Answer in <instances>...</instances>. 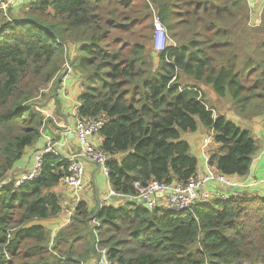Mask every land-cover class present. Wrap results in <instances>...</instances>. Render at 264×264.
I'll list each match as a JSON object with an SVG mask.
<instances>
[{
    "label": "trees",
    "instance_id": "obj_1",
    "mask_svg": "<svg viewBox=\"0 0 264 264\" xmlns=\"http://www.w3.org/2000/svg\"><path fill=\"white\" fill-rule=\"evenodd\" d=\"M250 8L249 0H33L18 13L12 4L0 10V264H85L97 255V239L121 264H264L260 194L213 197L186 210L125 200L91 212L80 202L53 237L32 223L61 213L51 189L67 173L65 158L45 155L40 176L21 185L6 178L50 122L43 106L59 103L68 60L83 80L78 117L106 119L101 149L117 194L187 182L198 159L183 136L199 124L220 145L211 166L247 175L259 148L252 129L214 118L199 84L239 116H264V36L257 37L264 13L256 27ZM151 9L176 44L153 56L140 32L152 28ZM181 74L192 82L183 84Z\"/></svg>",
    "mask_w": 264,
    "mask_h": 264
},
{
    "label": "crops",
    "instance_id": "obj_2",
    "mask_svg": "<svg viewBox=\"0 0 264 264\" xmlns=\"http://www.w3.org/2000/svg\"><path fill=\"white\" fill-rule=\"evenodd\" d=\"M11 1L10 4L14 6V12L18 13L22 4H27L33 0H0V3ZM250 3V19H255L253 22H257L256 19L264 5V0H249ZM260 17V15H259ZM261 21V20H260ZM73 55V54H72ZM208 85H203L205 88ZM83 84L80 77V73L70 72L68 73L61 82V88L57 92V99L59 103L50 99L46 105V108L43 110L49 118V123H47L45 129L42 132L39 140L29 146L24 156L19 160V162L13 167L10 171V177L14 179L20 178L22 175L30 172L36 162V156L43 150L45 144L48 142V139L51 138L52 142L57 150H59L62 157H70L74 153H77L79 148V142L74 132L68 130H74L76 121L78 118V109L81 107L82 103L80 102V96L83 93ZM212 93V100L207 103L210 107H213V116L216 109L218 110L219 116L230 117L234 110V104L231 101H227L225 98L219 96L217 93ZM228 102L231 105L227 106L226 109L224 103ZM216 107V109L214 108ZM242 117V116H241ZM214 118H216L214 116ZM259 117H256L258 119ZM243 124L247 128H251L253 135L257 137L258 146H260L256 152L257 158H253V165L251 168V174L246 177L242 176H231V180L237 184V189L245 190L249 192L255 191L256 187H252L251 180L256 177L257 179H264V122L262 126L260 121L256 120L253 123H250L249 118L242 117ZM213 134V139L215 133L213 129H208L204 125L199 124L198 128L194 132L187 133L183 138L187 141L190 146L191 153L198 159V168L197 172H204L207 160L211 153L218 147L215 141L212 142L209 146L205 147V138ZM262 139V140H261ZM102 136L100 130L92 138L93 143L102 146ZM259 143L261 145H259ZM119 158L122 157L118 156ZM254 166V168H253ZM109 174H106L105 171L96 164L95 162L87 161L85 163V175L84 182L85 188L79 192L74 193L70 191L62 182L57 184L54 188L51 189V192L59 197L60 205L62 207L61 213L57 216L42 220H37L32 224L43 225L46 229L50 230L51 233L56 236V234L65 226L70 224L73 220V212L77 204L80 202L86 203V206L89 211L96 212L104 205H114L119 206L125 200L121 198V194H111L113 188L111 187V182ZM10 179V178H9ZM173 183H179L174 181ZM233 187L222 184V183H211L208 185L209 189L218 190L224 193H228L230 190H233ZM117 196V197H116ZM166 196L164 193H157L154 197L155 199L163 204L165 202ZM144 203V202H138ZM91 224L94 226L99 225V222L96 218L91 220ZM53 236V237H54ZM85 264H100L97 258V255L91 260L87 261Z\"/></svg>",
    "mask_w": 264,
    "mask_h": 264
},
{
    "label": "built area",
    "instance_id": "obj_3",
    "mask_svg": "<svg viewBox=\"0 0 264 264\" xmlns=\"http://www.w3.org/2000/svg\"><path fill=\"white\" fill-rule=\"evenodd\" d=\"M10 2L11 1L0 3V10L7 12ZM156 17L155 24L156 22L158 23L159 30H157V42H164V38L167 34L166 32H163L164 28L161 19L158 16ZM66 66V71L70 72L72 70L71 67L69 65ZM105 120L106 119L102 116L87 118L78 117L74 130H68L75 133L79 142L80 150L70 157H64L69 165L67 173L62 179V183L74 193L81 192L86 186L84 175L85 163L87 161L95 162L101 166L106 174L110 175V168L108 165L109 155L92 141V138L97 135L105 123ZM212 142L213 134L205 138V147L209 146ZM47 154L61 156L59 150L55 148L51 138L48 139L43 150L36 156V162L33 169L15 180V185H21L25 181H31L38 178L41 174L43 158ZM217 182L228 183L229 180L225 174L215 173L211 166L206 165L204 172H197L185 183L167 184L159 181L150 182L146 188L140 189L138 197L143 196L146 206L149 208L163 205L169 209L186 210L200 201L208 200L213 197L227 199V195L224 192L208 188L209 184ZM157 193H164L167 195L163 204L155 199L154 196ZM111 194L114 195L117 193L113 190ZM96 246L97 258L100 264H121L109 257L108 247H98V239Z\"/></svg>",
    "mask_w": 264,
    "mask_h": 264
},
{
    "label": "rangeland",
    "instance_id": "obj_4",
    "mask_svg": "<svg viewBox=\"0 0 264 264\" xmlns=\"http://www.w3.org/2000/svg\"><path fill=\"white\" fill-rule=\"evenodd\" d=\"M151 10H152V9H151ZM263 13H264V5L262 6V9H261V11H260V13H259L260 17H259V15H258V17L256 18V19H258V21H257L256 23L253 22L255 19L252 18V19H250L249 24L251 23L252 25H254V26H256V27L262 25L261 22H262V18H263V17H262V16H263ZM156 16H158V15L156 14V12H155L154 10H152V16H151V18L149 19V21H150V23H151V25H152V28H151V29L140 28V32H142L143 35L146 37V39H144L143 41H146V42L148 43V45H149V47H148V53H149L151 56H153V54H155V55H159V54H161L162 52H165L164 49L167 48V47H166V45H167V41H168V45L176 46L175 41L172 39V37H171V39L169 38L168 33L171 34V32H170L168 29L165 28L163 22H162V24H163V28H164L163 32H164V33L166 32L167 35H166V37L164 38V42H161V41H158V42H157L158 23L156 22V24H155V20L157 19ZM260 20H261V21H260ZM131 29H132V28H131ZM165 29H166V30H165ZM158 31H159V30H158ZM167 36H168V37H167ZM263 36H264V32H262V33H260V34L257 35V37H258L259 40H261V39L263 40ZM260 38H261V39H260ZM263 44H264V40H263ZM74 54H75V53H74ZM254 54H255V56L257 55V57L259 56V55L257 54V52H255ZM251 61H252V57L246 55V57H245V61H244L245 67H249L250 64H251ZM153 62H154V64H155L154 68H157L158 65H159V59H158L157 56H155V57L153 58ZM66 65H69V66L71 67V69H72L71 72H72V73H73V72H75V73H79L78 71H75V70L73 69L70 60H68V62H67V63L65 64V66H64V70H65V71H66V67H67ZM180 73H182V72H180ZM181 75H182V74H181ZM181 81H182L183 84H187V83H191V82H192V80H191L190 78H188L187 76H185V75H182ZM82 82H83V80H82ZM199 85H200L201 91L205 94L207 100H208V101H211V100H212V93H214V95H216V94H215L216 92H215V90L213 89V87H212L211 85H208V86L205 88V90H204L203 85H206V84L200 83ZM182 86H183V85H182ZM51 95H52V93H49V94H48V96H47L48 100H49L50 98H52ZM47 98H46L44 101H46ZM44 101H43V102H44ZM40 105L43 106L41 103H40ZM224 105H225V107H223V109H226L227 106H229V105L232 106V104H230V103H228V102H225ZM43 107L46 108V104H45V106H43ZM212 108H213V107H212ZM214 108L216 109V107H214ZM217 113H218V110L216 109V113L214 112V116H215L216 118L219 117V115H218ZM225 117H226V116H225ZM227 118H229L230 120L234 121V122H235L236 124H238L239 126H241V127H243V128H247L246 126H244L245 124H243L242 117L239 116L238 114H236L235 111H233L232 115H231L230 117H227ZM249 119H250V123H253V122H255L256 120H258L257 122L260 121L261 124L258 125L259 127L262 126V123L264 122V116H259V118L256 119V120H255V118H249ZM253 138H254V140H257V137H256L255 135H253ZM261 140H262V139H261ZM213 142H214V139H213ZM214 143H215V142H214ZM212 144H213V143H212ZM215 144H216V143H215ZM259 145H261V144L259 143ZM259 147H260V146H259ZM219 148H220V145H218V147H217L216 149L218 150ZM255 154H256V153H255ZM253 158L256 159L257 156L254 155ZM253 164H254V163H252V165H253ZM252 165H251V168H252ZM207 166H211V163H210L209 160H207ZM211 167L213 168V170H214L215 173H219V174L221 173V172H218L213 166H211ZM251 168H250V172H249L247 175H244V176H242V177L249 176V175L251 174ZM253 168H254V166H253ZM223 174H224V173H223ZM225 175H226V174H225ZM226 176H227V175H226ZM227 178H228V180H229L228 183H227V182H226V183L219 182V183H222V184H225V185H228V186H231V187H233V186H237V184H236L235 182H233V180H231V176H227ZM251 185H252V187H256V185H258V186L256 187L255 191L249 192L247 189H245V190H240V189H237L236 187H233V190H230L228 193H225V194L227 195V198H228L229 196H231V197H239V196H241V195L246 196V193H247L248 195L260 194L261 196L264 197V179H257L256 177H254V178L251 180ZM72 221H73V220H72ZM50 232H51V231H50ZM52 236H54V235L52 234Z\"/></svg>",
    "mask_w": 264,
    "mask_h": 264
},
{
    "label": "water",
    "instance_id": "obj_5",
    "mask_svg": "<svg viewBox=\"0 0 264 264\" xmlns=\"http://www.w3.org/2000/svg\"><path fill=\"white\" fill-rule=\"evenodd\" d=\"M6 178L9 179L10 175L7 176ZM120 197L123 198L124 200H127V201H132V202H141L142 201V202H144V197L143 196H141V197H132V196L121 195Z\"/></svg>",
    "mask_w": 264,
    "mask_h": 264
},
{
    "label": "clouds",
    "instance_id": "obj_6",
    "mask_svg": "<svg viewBox=\"0 0 264 264\" xmlns=\"http://www.w3.org/2000/svg\"><path fill=\"white\" fill-rule=\"evenodd\" d=\"M135 197H138V196H135ZM139 197H140V196H139ZM144 203H146V202H145V199H144Z\"/></svg>",
    "mask_w": 264,
    "mask_h": 264
}]
</instances>
